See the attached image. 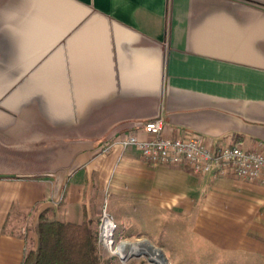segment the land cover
I'll return each mask as SVG.
<instances>
[{
  "label": "crops",
  "instance_id": "1",
  "mask_svg": "<svg viewBox=\"0 0 264 264\" xmlns=\"http://www.w3.org/2000/svg\"><path fill=\"white\" fill-rule=\"evenodd\" d=\"M158 115L264 149V0H0V264L36 245L41 213L84 221L96 190L196 200L217 248L263 259L264 184L102 151Z\"/></svg>",
  "mask_w": 264,
  "mask_h": 264
},
{
  "label": "rangeland",
  "instance_id": "2",
  "mask_svg": "<svg viewBox=\"0 0 264 264\" xmlns=\"http://www.w3.org/2000/svg\"><path fill=\"white\" fill-rule=\"evenodd\" d=\"M95 192L88 207L90 216L85 219L91 218V226L97 231L100 264H156L145 255L135 254L122 261L118 254L110 251L111 246L122 240L138 239H146L158 247L169 264H264V258L255 259L232 248H217V240L205 236L202 229L205 224L196 220L201 216L198 209L193 208L196 200L190 208L180 200H109L102 190ZM104 210L116 224L114 242L109 247L99 241L98 235ZM22 223L17 222L19 231H22ZM24 223L29 234L33 221L27 219ZM208 233L213 234L209 230ZM214 234L217 236L218 232ZM33 239L29 237V247Z\"/></svg>",
  "mask_w": 264,
  "mask_h": 264
},
{
  "label": "built area",
  "instance_id": "3",
  "mask_svg": "<svg viewBox=\"0 0 264 264\" xmlns=\"http://www.w3.org/2000/svg\"><path fill=\"white\" fill-rule=\"evenodd\" d=\"M140 128L147 134L139 138L135 134H120L102 148L107 152L116 146L134 147L148 164L178 165L188 163L197 174L211 177H235L264 184V149L242 148L239 143H218L205 140L195 133L182 131L177 135L164 133L161 115L144 122ZM110 222L109 233L105 222ZM116 224L105 210L98 225L99 241L106 246L114 242ZM98 237V236H97ZM98 239V238H97Z\"/></svg>",
  "mask_w": 264,
  "mask_h": 264
},
{
  "label": "trees",
  "instance_id": "4",
  "mask_svg": "<svg viewBox=\"0 0 264 264\" xmlns=\"http://www.w3.org/2000/svg\"><path fill=\"white\" fill-rule=\"evenodd\" d=\"M87 218L77 223L47 219L41 213L36 225V245L19 264H100L97 231Z\"/></svg>",
  "mask_w": 264,
  "mask_h": 264
},
{
  "label": "bare ground",
  "instance_id": "5",
  "mask_svg": "<svg viewBox=\"0 0 264 264\" xmlns=\"http://www.w3.org/2000/svg\"><path fill=\"white\" fill-rule=\"evenodd\" d=\"M110 222L107 220L105 222V232L109 233L108 228H110ZM110 251L114 254H118L122 261L127 260L130 255H145L148 259L153 260L156 264H169L165 259L162 251L153 246L146 239H138L137 241H127L122 240L117 245L111 246Z\"/></svg>",
  "mask_w": 264,
  "mask_h": 264
}]
</instances>
